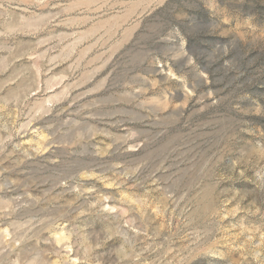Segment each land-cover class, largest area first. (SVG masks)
I'll return each instance as SVG.
<instances>
[{
  "label": "rangeland",
  "instance_id": "1",
  "mask_svg": "<svg viewBox=\"0 0 264 264\" xmlns=\"http://www.w3.org/2000/svg\"><path fill=\"white\" fill-rule=\"evenodd\" d=\"M0 264H264V0H0Z\"/></svg>",
  "mask_w": 264,
  "mask_h": 264
},
{
  "label": "trees",
  "instance_id": "2",
  "mask_svg": "<svg viewBox=\"0 0 264 264\" xmlns=\"http://www.w3.org/2000/svg\"><path fill=\"white\" fill-rule=\"evenodd\" d=\"M190 15H191L190 16L191 18H198L199 19V18H204L206 13H204L201 9L200 10L197 9L196 11L190 13ZM179 26H180V29H181L183 35L184 36L186 35V39L188 41V48H190L191 51L194 53L195 58L197 60L203 58V57H199L200 55H198V54L202 53V51H204L202 46L199 43H196L195 41H193L195 39L194 37H192L189 34L184 32L183 26H181V25H179Z\"/></svg>",
  "mask_w": 264,
  "mask_h": 264
}]
</instances>
